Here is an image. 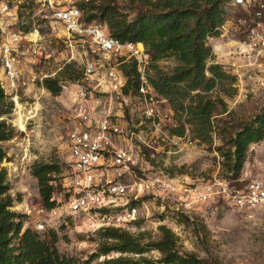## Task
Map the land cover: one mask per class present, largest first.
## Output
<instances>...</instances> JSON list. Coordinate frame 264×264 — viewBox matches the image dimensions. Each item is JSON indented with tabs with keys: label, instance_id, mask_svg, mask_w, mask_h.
<instances>
[{
	"label": "rangeland",
	"instance_id": "1",
	"mask_svg": "<svg viewBox=\"0 0 264 264\" xmlns=\"http://www.w3.org/2000/svg\"><path fill=\"white\" fill-rule=\"evenodd\" d=\"M16 9L17 25L30 31L37 30L42 36L43 53L40 57L19 54V77L12 83L0 75V84L5 99L0 104L1 118L13 128V135L1 145L6 157L1 165L7 170L10 194L14 198L13 209L24 213L27 218L23 228H31L43 237L50 230L58 233L56 243L58 250L80 260L87 258L97 246L96 232L102 220L80 214L69 216L66 226L62 221L43 208L38 194L37 180L31 173V166L36 161L57 163L61 172L67 158V135L75 122L73 120V94L61 91L58 95L51 94L41 84L44 77H57L66 64H73L80 70L86 59L95 60L99 77L106 74L108 64L88 44L81 45L73 39V47H66L55 38L43 23L42 0H10ZM81 0H76L79 2ZM264 3V0H255ZM124 6L126 0H115ZM233 0L224 5L225 19L228 21V32L221 36L209 37L207 43L212 47L213 61L222 65L223 69L237 76L235 95L226 96L217 88L212 96H221L227 103L230 116L213 119V139L203 144L193 136L190 125L184 123V134L172 135L169 130L178 123L169 103L161 96L154 95L152 106L159 129L145 114V102L138 92L132 94H106L104 104L111 108L113 118L118 119L127 129L140 137L134 141L140 145L145 172H163L181 178L190 186L225 179L239 185V179L247 182L250 179L264 180V140L249 146L245 161L237 178H231L223 165L219 147L224 146L229 132L237 123L250 120L264 106V57L258 60L236 58V47L232 39L239 34L232 25L235 19L244 16L245 11L240 5L232 4ZM131 19L134 11L124 9ZM264 21V8L262 11ZM147 51V50H146ZM233 51V52H230ZM47 53V55H45ZM148 53V52H147ZM150 56V55H149ZM100 63H103L101 66ZM176 60L167 57L159 61L165 71H171ZM149 69L147 70V74ZM59 82L67 81L59 76ZM97 84V80L93 81ZM100 87H96L99 89ZM165 134L180 137L175 141ZM260 162V164H259ZM56 188L62 182L61 174L53 175ZM20 196V201L16 200ZM148 216L139 226H129L132 234L146 232L152 239L159 237L158 227L165 225L177 236V244L182 251L196 253L201 258H216L220 264H264V203L252 208L233 209L223 203L218 195L213 194L205 203L195 210L184 213L181 208L169 206L159 198L147 204ZM204 228V241L195 234V227ZM199 229V230H201ZM111 255H116L112 253ZM147 255L159 257L156 250L148 251ZM94 261L91 264H95Z\"/></svg>",
	"mask_w": 264,
	"mask_h": 264
},
{
	"label": "trees",
	"instance_id": "2",
	"mask_svg": "<svg viewBox=\"0 0 264 264\" xmlns=\"http://www.w3.org/2000/svg\"><path fill=\"white\" fill-rule=\"evenodd\" d=\"M230 0H126L124 6L115 0H81L76 5L87 22L106 25L108 35L124 42H141L150 55L148 82L156 95L167 101L178 123L170 128L172 135L184 134V123L190 125L193 136L203 144L212 142L213 119L230 116L223 97L212 93L218 88L226 96L235 95L237 76L225 71L213 61L209 37H217L218 27L225 22L224 5ZM124 9L134 11L129 19ZM21 32L30 31L18 25ZM173 57L171 71L159 66V61ZM126 78L121 93L138 92L139 73L131 59L119 65ZM82 69L66 64L57 77H44L42 86L51 94L61 92L59 76L67 81L80 77ZM5 93L0 84V104ZM1 117V113H0ZM13 135L5 119H0V264H220L216 258H201L196 253L180 250L177 236L165 225L158 227L159 237L152 239L146 232L132 234L122 227L104 226L97 230V246L87 258L80 260L61 253L56 243L58 233L50 230L43 237L31 228H23L27 215L14 210L7 170L1 165L6 157L1 142ZM264 140V106L250 120L237 123L229 132L224 146L219 147L223 165L231 178H237L249 146ZM31 175L36 178L38 194L44 209L55 205L52 194L56 188L53 175L61 174L57 163L36 161ZM16 200L20 201V196ZM141 225L142 220L134 222ZM61 226H66L62 224ZM195 227V234L204 241V228ZM156 250L159 257L147 255ZM115 253L116 255H111Z\"/></svg>",
	"mask_w": 264,
	"mask_h": 264
},
{
	"label": "built area",
	"instance_id": "3",
	"mask_svg": "<svg viewBox=\"0 0 264 264\" xmlns=\"http://www.w3.org/2000/svg\"><path fill=\"white\" fill-rule=\"evenodd\" d=\"M255 0H233L245 14L232 25L239 38L232 39L236 58L255 61L264 57V3ZM43 23L47 30L66 47H73V39L95 49L108 64L103 77L97 73L93 59L82 62V73L74 81L59 82L61 91L73 94V120L67 135L68 154L61 173L62 182L52 198L56 205L50 213L66 224L69 216L85 214L101 218V226H136L135 221L147 218V204L159 198L169 206L189 213L208 201L213 194L233 209L252 208L264 203V180L255 178L239 185L225 179H215L190 186L181 178L163 172H145L143 154L134 141L139 135L113 118L111 108L104 104L106 94H121L126 78L119 68L123 62L136 61L139 73L138 96L145 102V114L156 129L155 94L148 82L150 56L141 42H124L108 35L106 25L87 22L76 0H42ZM18 17L10 0H0V75L8 82L19 77L18 55L40 57L42 36L37 30L21 32ZM228 21L218 27L219 35L228 32ZM233 52V51H230ZM47 55V53H45ZM103 63H100L101 66ZM97 80L94 85L93 81ZM2 87V85H1ZM96 87H100L96 89ZM168 139L180 137L165 134ZM260 164V162H259Z\"/></svg>",
	"mask_w": 264,
	"mask_h": 264
}]
</instances>
